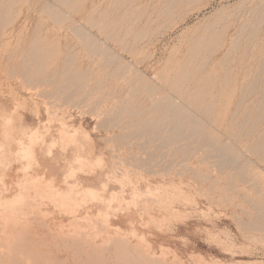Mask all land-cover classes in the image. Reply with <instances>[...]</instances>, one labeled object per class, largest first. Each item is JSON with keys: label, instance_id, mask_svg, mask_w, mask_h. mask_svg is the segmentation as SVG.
<instances>
[{"label": "rangeland", "instance_id": "1", "mask_svg": "<svg viewBox=\"0 0 264 264\" xmlns=\"http://www.w3.org/2000/svg\"><path fill=\"white\" fill-rule=\"evenodd\" d=\"M168 1L0 0V264H264V0Z\"/></svg>", "mask_w": 264, "mask_h": 264}, {"label": "bare ground", "instance_id": "2", "mask_svg": "<svg viewBox=\"0 0 264 264\" xmlns=\"http://www.w3.org/2000/svg\"><path fill=\"white\" fill-rule=\"evenodd\" d=\"M59 1H62V5L63 6H66L67 7V4L70 3L69 0H59ZM183 1V0H169L168 2H166L167 4L164 5V8H163V14L165 16L167 15H170L171 13L174 12V10L176 9V7L179 6V4H181L180 2ZM188 1V0H187ZM192 2V0L190 1ZM178 5V6H177ZM68 8V7H67ZM74 9V10H73ZM75 5H72L71 8H69V11L70 13L74 12L75 15H76V12H75ZM66 13L68 14L70 17H72V15L70 13ZM111 13V12H110ZM74 15V14H73ZM112 17V14H110ZM57 16V15H56ZM66 16V15H65ZM143 16V15H142ZM141 16V17H142ZM109 17V14L108 16L106 15H101L99 18H88V19H84L87 23V26L83 27V32L81 33V35H79L78 37H80L82 43L84 44L85 48L89 51H91V53H93L91 56H92V59H97V58H102L103 61L106 57H109V59H114L116 58L115 55H117L116 53L112 52V50L110 49V46H108V43L107 41L108 40H113V41H116V42H120L122 40V37L120 36V30L123 29L121 26H120V21L116 20H112L111 18ZM113 18V17H112ZM125 18V17H124ZM132 18V16H131ZM138 18V17H137ZM137 18H132L134 19H137ZM140 20V19H138ZM136 20V21H138ZM135 21V22H136ZM132 24L135 25L137 23H134L133 21L131 22V24L129 26H127L128 28L126 29V31H123V32H126L125 34L128 35L130 33V31L133 29L132 27ZM126 26V25H125ZM78 27V26H77ZM79 28V27H78ZM77 28V30H78ZM97 29V31H99V33H101L102 35H104L106 37L107 40H101L100 37H96L93 35V31ZM74 30H75V27H74ZM77 30L75 31L77 33ZM125 30V28H124ZM79 31V30H78ZM106 31H111L112 32V35L109 36ZM79 33V32H78ZM78 33L76 35H78ZM147 34V33H146ZM143 36H145V33H138L135 38H134V42L133 43H136V41H139ZM132 43V44H133ZM124 45V44H123ZM131 46V45H130ZM134 46V45H133ZM126 48V47H125ZM124 50H127L125 49ZM133 48V47H132ZM123 50V51H124ZM128 52V51H127ZM193 55V54H192ZM118 59V58H117ZM116 59V60H117ZM120 59V58H119ZM118 59V60H119ZM108 60V59H106ZM115 60V59H114ZM122 67V66H121ZM120 68V67H119ZM124 68V67H123ZM116 71V70H115ZM132 71V70H131ZM122 72V71H121ZM264 73V68L262 69V71L259 73V74H263ZM119 74V73H118ZM122 75V74H121ZM120 75V76H121ZM119 76V75H118ZM176 80V79H175ZM69 82V81H68ZM67 82V83H68ZM172 82V81H171ZM174 83H176L174 81ZM203 83V82H202ZM149 85V84H148ZM146 85V86H148ZM176 85V84H174ZM180 85V84H179ZM150 86V85H149ZM146 89V87H145ZM150 89L152 90V87H150ZM148 90V89H147ZM177 90V89H176ZM179 90V89H178ZM131 91V90H130ZM134 91V90H133ZM180 91V90H179ZM75 92V91H74ZM150 92V90H149ZM178 92V91H177ZM71 94V92H70ZM74 94V93H73ZM72 95V94H71ZM127 104V103H126ZM129 105V104H128ZM124 106V105H123ZM127 106V105H126ZM131 107V106H130ZM162 109L163 110H166V113L168 114L169 117H171L170 120H168L167 116L166 117H162V119L160 120H157L156 122L155 121H148L144 124H142V127L143 129L138 132H142L143 133H152L155 135V139L156 141L159 140L160 136L162 135V133L165 131V127L162 128L163 125H169L171 128H169L167 131L169 133L168 136H166V139L165 141L162 140V144H165V142H171V143H174L177 141H183L187 138H190L192 136H194L193 134H195L196 132L195 131H192L190 130L189 132H186L184 129L186 128V126L190 123V124H193V125H197V121L194 120V119H191L190 115L185 112V111H181V110H178V107L177 105L175 104H172V102L169 100L168 102H166L163 106ZM129 108V107H128ZM143 110V109H142ZM136 113V112H135ZM134 121V120H133ZM118 122V120H117ZM132 122V121H131ZM128 123V122H127ZM128 125V124H127ZM141 125V124H140ZM141 128V126H140ZM184 128V129H183ZM155 139H153V141H155ZM163 139V138H162ZM164 141V142H163ZM168 144V143H167ZM170 144V143H169ZM175 144V143H174ZM221 152V150H220ZM223 152V151H222ZM220 153V154H223V153ZM218 153V152H216Z\"/></svg>", "mask_w": 264, "mask_h": 264}]
</instances>
